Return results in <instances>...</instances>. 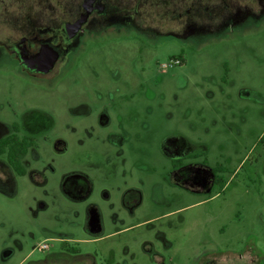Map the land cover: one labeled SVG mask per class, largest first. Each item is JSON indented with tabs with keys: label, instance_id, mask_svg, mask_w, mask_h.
Here are the masks:
<instances>
[{
	"label": "rangeland",
	"instance_id": "1",
	"mask_svg": "<svg viewBox=\"0 0 264 264\" xmlns=\"http://www.w3.org/2000/svg\"><path fill=\"white\" fill-rule=\"evenodd\" d=\"M81 3L0 0V138H36L24 175L0 156V264H264L257 2L105 0L68 38ZM21 37L52 70L21 64Z\"/></svg>",
	"mask_w": 264,
	"mask_h": 264
},
{
	"label": "trees",
	"instance_id": "2",
	"mask_svg": "<svg viewBox=\"0 0 264 264\" xmlns=\"http://www.w3.org/2000/svg\"><path fill=\"white\" fill-rule=\"evenodd\" d=\"M19 124H12V132L0 138V156L5 155L9 165L13 171L18 175H24L26 173L25 167L21 162V156L26 154L31 147L35 145L36 138L29 135L19 136ZM257 145L264 144V134L258 138ZM190 157H195L191 155ZM172 163L174 166H179L183 163V158L173 159ZM222 171L220 168H213V181L215 184L222 186L223 181L218 176V172ZM71 252L76 253L78 249L70 248ZM117 264V263H115Z\"/></svg>",
	"mask_w": 264,
	"mask_h": 264
},
{
	"label": "flooded vegetation",
	"instance_id": "3",
	"mask_svg": "<svg viewBox=\"0 0 264 264\" xmlns=\"http://www.w3.org/2000/svg\"><path fill=\"white\" fill-rule=\"evenodd\" d=\"M251 1L255 2V3L257 2V5H258V8L254 9L255 16L264 12V5L262 4V0H251ZM222 2L226 3L227 0H222ZM226 5H229V4L226 3ZM81 7H82V5H81ZM90 7L92 10L91 14L93 12H96L98 14H107V12H108V8L105 5V0H93ZM82 9H83V7H82ZM83 11H84V9L80 12V14ZM186 11L188 12L189 8L186 9ZM180 15H181V13L178 12V17H180ZM174 18H177V17L174 16ZM44 45H45V43H41V42L34 43L33 41H28L26 37H21L19 41L14 40V42H13V46L19 54L21 64H23L25 66V68L32 70V71H35V72H37V67L39 65L38 56H39L41 49ZM176 57H177V55L169 56L168 64L169 65L174 64L175 60H177ZM179 166H181V165H179Z\"/></svg>",
	"mask_w": 264,
	"mask_h": 264
},
{
	"label": "water",
	"instance_id": "4",
	"mask_svg": "<svg viewBox=\"0 0 264 264\" xmlns=\"http://www.w3.org/2000/svg\"><path fill=\"white\" fill-rule=\"evenodd\" d=\"M93 0H82V7L84 11L72 22H66L65 31L69 38L75 37L83 28L91 14V3ZM59 57L57 50L45 44L38 56L39 65L37 71L46 73L49 72L55 65L56 60ZM84 264V263H82Z\"/></svg>",
	"mask_w": 264,
	"mask_h": 264
},
{
	"label": "crops",
	"instance_id": "5",
	"mask_svg": "<svg viewBox=\"0 0 264 264\" xmlns=\"http://www.w3.org/2000/svg\"><path fill=\"white\" fill-rule=\"evenodd\" d=\"M263 15H264V12L260 13L259 15H257V19L262 17ZM44 179H45V177H44ZM72 185L74 186V184H72ZM76 185L78 186V184H76ZM62 190L64 191L63 187H62ZM79 194H81V196H78V197L74 198V201H76V202H87L85 207H84L85 208V211H84L85 221L83 222V228L84 229L87 228L89 230L90 227H89V223L88 222L90 220V210L91 209L93 210V208L95 206L97 207L98 205L94 201H89V198L92 195V190L89 191V192L86 191L85 193L79 192ZM107 198L110 199V197H107ZM122 203H123V200H122ZM44 204H43V206L47 205V204L46 205H44ZM72 224L75 225L73 222H72ZM46 239H54V240H58V241H63V245L68 244L67 243L68 241L78 242L80 240V238L75 237V236L71 235V233L64 232V231H61L60 234L58 235V237H47ZM48 247H49V245H48Z\"/></svg>",
	"mask_w": 264,
	"mask_h": 264
},
{
	"label": "built area",
	"instance_id": "6",
	"mask_svg": "<svg viewBox=\"0 0 264 264\" xmlns=\"http://www.w3.org/2000/svg\"><path fill=\"white\" fill-rule=\"evenodd\" d=\"M38 248L41 249V250L47 249V248H48V244H47V243H41V244L38 246Z\"/></svg>",
	"mask_w": 264,
	"mask_h": 264
}]
</instances>
